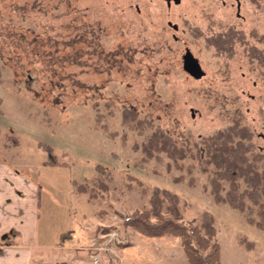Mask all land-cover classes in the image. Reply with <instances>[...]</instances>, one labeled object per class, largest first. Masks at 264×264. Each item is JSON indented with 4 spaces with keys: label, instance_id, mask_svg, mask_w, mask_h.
<instances>
[{
    "label": "rangeland",
    "instance_id": "rangeland-1",
    "mask_svg": "<svg viewBox=\"0 0 264 264\" xmlns=\"http://www.w3.org/2000/svg\"><path fill=\"white\" fill-rule=\"evenodd\" d=\"M250 5L238 18L214 2L207 13L186 0L169 8L160 0H0V160L36 181L37 226L50 221L45 240L69 229L58 255L64 264H186L177 237L143 236L117 215L145 206L153 185L176 194L182 222L212 215L220 264H264V230L213 202L196 165L188 184L186 173L171 180L180 170L165 169L168 158L140 159L131 147L139 135L120 122L122 106H132L189 143L238 117L264 152L263 67L245 43L234 39L226 54L210 41L230 27L264 45L249 34L264 35V0ZM183 46L199 77L181 68ZM95 111L105 129L94 127ZM37 142L51 147L52 163H40ZM96 164L104 189L94 182Z\"/></svg>",
    "mask_w": 264,
    "mask_h": 264
},
{
    "label": "trees",
    "instance_id": "trees-1",
    "mask_svg": "<svg viewBox=\"0 0 264 264\" xmlns=\"http://www.w3.org/2000/svg\"><path fill=\"white\" fill-rule=\"evenodd\" d=\"M212 34L210 41L213 47L226 54L231 53L234 39L238 43H245L248 57H253L263 67L260 73L264 84V45L248 42L240 29L226 27ZM249 34L255 41L264 42L263 34H257L254 30L249 31ZM93 117L94 127L106 128L101 121L102 113L95 111ZM120 122L139 135L137 140L132 141L131 147L140 152V159L153 158L160 162L163 157L168 158L164 163L165 169L173 166L180 170L178 174H172L171 180H182L186 173L188 184L193 181L190 172L196 165L205 174L203 187L207 188L213 202L224 203L238 211L245 222L264 230V152L257 148L248 125L238 117H233L229 123L189 143L177 141L149 118L137 116L132 106H122ZM37 146L45 153L40 163H52L51 147L43 142H37ZM186 158L189 160L184 162ZM96 168L99 176L95 177L94 182L104 189L102 176L106 172L102 174L97 164ZM183 168L185 170H181ZM71 183L78 192L88 191V198L96 194L92 186L84 184L87 182L72 180ZM177 200L176 194L170 189L153 185L149 189L145 206L125 213L118 212L117 215L121 217L122 223L143 236L177 237L186 264H220L212 215L202 210L197 222H182ZM109 228L102 226L100 231L105 233ZM68 233L69 229L64 230L59 234V239L68 236Z\"/></svg>",
    "mask_w": 264,
    "mask_h": 264
},
{
    "label": "crops",
    "instance_id": "crops-1",
    "mask_svg": "<svg viewBox=\"0 0 264 264\" xmlns=\"http://www.w3.org/2000/svg\"><path fill=\"white\" fill-rule=\"evenodd\" d=\"M38 190L34 179L0 160V264H64L58 255L66 240H45L48 218L37 226Z\"/></svg>",
    "mask_w": 264,
    "mask_h": 264
},
{
    "label": "flooded vegetation",
    "instance_id": "flooded-vegetation-1",
    "mask_svg": "<svg viewBox=\"0 0 264 264\" xmlns=\"http://www.w3.org/2000/svg\"><path fill=\"white\" fill-rule=\"evenodd\" d=\"M160 1L163 3V6L165 8H169L171 4L177 5L180 3L181 0H160ZM186 1H187V4L193 3L195 1L196 3L199 4L198 9H203V10H205V12L208 10L207 13H212L211 5L214 2V4L222 5L223 7H227V8L232 9V12L230 11V13H232V15H234L235 17H238V18H241V16H242L240 11L243 8L245 1L247 2L248 5H250L251 3H253V4L255 3V0H186ZM253 4L250 5L252 8H253ZM166 24H168L173 29L176 28V25L173 23H170L169 21H166ZM217 29H219V27H217L216 30ZM171 37L173 39H175V36L173 34L171 35ZM185 48H187V47L183 46V50ZM181 53H180V62H181Z\"/></svg>",
    "mask_w": 264,
    "mask_h": 264
},
{
    "label": "water",
    "instance_id": "water-1",
    "mask_svg": "<svg viewBox=\"0 0 264 264\" xmlns=\"http://www.w3.org/2000/svg\"><path fill=\"white\" fill-rule=\"evenodd\" d=\"M181 68L193 77H199L203 73L198 61L188 48H185L181 53Z\"/></svg>",
    "mask_w": 264,
    "mask_h": 264
}]
</instances>
